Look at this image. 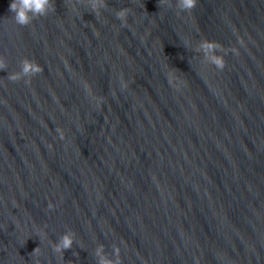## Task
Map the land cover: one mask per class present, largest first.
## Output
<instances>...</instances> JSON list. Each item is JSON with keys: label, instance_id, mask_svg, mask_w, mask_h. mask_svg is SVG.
Here are the masks:
<instances>
[{"label": "water", "instance_id": "water-1", "mask_svg": "<svg viewBox=\"0 0 264 264\" xmlns=\"http://www.w3.org/2000/svg\"><path fill=\"white\" fill-rule=\"evenodd\" d=\"M11 3L0 264H114L116 247L122 264H264V0H106L99 16L53 0L28 26ZM25 58L44 71L11 81Z\"/></svg>", "mask_w": 264, "mask_h": 264}, {"label": "clouds", "instance_id": "clouds-1", "mask_svg": "<svg viewBox=\"0 0 264 264\" xmlns=\"http://www.w3.org/2000/svg\"><path fill=\"white\" fill-rule=\"evenodd\" d=\"M88 5L91 7L92 11L99 16L101 10L107 7L106 0H87ZM161 5L169 4V0H160ZM181 11L192 12L198 5V0H178ZM14 14L15 22L21 26L30 25L34 19L48 15L49 11H55L56 7L53 0H12L9 9ZM129 9L125 8L117 12V18L121 21L127 23V17L129 14ZM201 47L207 50L220 49L225 52L224 47L218 42H210L204 40L201 43ZM231 51L236 52V49ZM211 62L217 69L223 71L226 68V61L223 56H212ZM7 64L3 58H0V70H6ZM44 71L43 67L34 60L25 58L22 61V74H11L8 78L13 82H18L22 80V77H28L27 83H31V78L41 74ZM89 87V91H90ZM60 133V138H64V132L57 129ZM53 205H49V208H53ZM37 234L41 240L45 239V233L37 229ZM74 233H66L63 235L59 241L53 244V250L56 253L63 254L66 250L72 249L74 240ZM120 248L116 247L115 252L117 259L114 264H122L120 258ZM41 253V248L37 247L32 254L37 255ZM100 254L98 250L97 255ZM100 264H113V261L107 259H101Z\"/></svg>", "mask_w": 264, "mask_h": 264}]
</instances>
